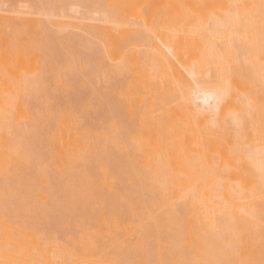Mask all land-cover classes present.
<instances>
[{
	"label": "bare ground",
	"instance_id": "bare-ground-1",
	"mask_svg": "<svg viewBox=\"0 0 264 264\" xmlns=\"http://www.w3.org/2000/svg\"><path fill=\"white\" fill-rule=\"evenodd\" d=\"M0 264H264V0H0Z\"/></svg>",
	"mask_w": 264,
	"mask_h": 264
}]
</instances>
